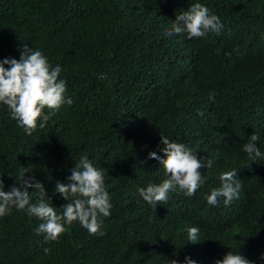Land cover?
Listing matches in <instances>:
<instances>
[{
  "label": "trees",
  "instance_id": "16d2710c",
  "mask_svg": "<svg viewBox=\"0 0 264 264\" xmlns=\"http://www.w3.org/2000/svg\"><path fill=\"white\" fill-rule=\"evenodd\" d=\"M195 2L219 18L220 32L165 35ZM24 44L60 65L73 103L45 109V127L31 135L0 105L4 190L19 187L27 168L25 179L41 182L62 214L56 182L68 183L87 155L104 171L112 207L103 236L77 221L47 243L35 233L41 221L13 208L0 217V264H182L186 256L215 264L228 251L264 264V160L243 150L255 133L264 154V0H0V60L19 59ZM161 136L213 163L194 196L177 189L153 211L138 189L168 178L148 155L164 156ZM234 169L239 197L209 205L220 175ZM190 227L200 229L196 243Z\"/></svg>",
  "mask_w": 264,
  "mask_h": 264
},
{
  "label": "clouds",
  "instance_id": "9594fccd",
  "mask_svg": "<svg viewBox=\"0 0 264 264\" xmlns=\"http://www.w3.org/2000/svg\"><path fill=\"white\" fill-rule=\"evenodd\" d=\"M223 28L219 18L210 14L209 9L202 3H192L188 10L178 12L172 25V31L165 35L186 34L189 39L204 37L209 32L219 33ZM226 55H229L226 53ZM8 65V67H5ZM61 67H53L48 58L40 51L33 50L24 44L19 59L4 58L0 60V105L7 106L10 118L23 128L24 132L31 135L37 128H44L50 113H55L63 105H71V98H66L67 86L64 79H60ZM106 78L105 75L98 77ZM203 115V113H201ZM259 136L253 133L243 150L255 162L257 158L264 160V154L254 142L259 141ZM164 156L156 152H149V157L159 162L168 178L159 184H149L138 189L143 201L155 210L157 205L166 204L169 193L179 189L184 195L192 197L205 182L201 173L204 167L211 168L212 161L202 162L191 148L180 142H173L161 136ZM71 174L66 179L68 183L57 181L54 191L66 201L62 207V214L45 202L46 193L41 182L34 177L25 179V168L20 174L19 187L13 184L9 191L4 190V181L0 179V217L9 215L13 208L26 212L29 217L41 221L35 228L37 235H43L44 242L58 241L60 236L67 231V227L74 222L85 228L90 235L103 236V220L101 217L110 216L109 193L105 187L104 171L93 165L87 155L80 156L78 162L70 170ZM237 170L223 172L220 175L221 186L211 190L206 196L207 203L218 206L223 197L225 205L239 197L241 184L236 178ZM37 189L39 199L33 202L28 189ZM48 199V198H47ZM191 243L200 240V229L190 227L187 230ZM48 254L50 249H43ZM264 260V253H261ZM170 264H181L175 259ZM182 264H197L196 261L185 257ZM215 264H253L238 253L228 251L222 259Z\"/></svg>",
  "mask_w": 264,
  "mask_h": 264
}]
</instances>
